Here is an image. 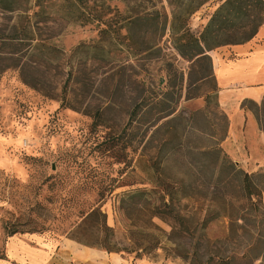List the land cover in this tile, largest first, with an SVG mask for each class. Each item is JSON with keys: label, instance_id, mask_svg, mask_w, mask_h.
I'll list each match as a JSON object with an SVG mask.
<instances>
[{"label": "rangeland", "instance_id": "374dc122", "mask_svg": "<svg viewBox=\"0 0 264 264\" xmlns=\"http://www.w3.org/2000/svg\"><path fill=\"white\" fill-rule=\"evenodd\" d=\"M71 1L48 0L39 15L33 0L0 9V258L16 234L85 246L75 237L95 231L80 223L100 207L112 253L131 264H191L175 255L184 253L197 254L198 264H264V209L253 212L227 165L248 172L244 152L224 143L216 80H199L169 30L159 41L136 30L142 51L132 53L119 28L134 8L169 15L167 1L76 0L70 13ZM102 3L118 9L105 10L103 19L117 21L106 31L83 21ZM217 6L191 14L193 34ZM243 106L264 127V106ZM215 145L225 156L216 165L208 153ZM259 171L251 175L264 191ZM171 204L192 224H175ZM205 214L214 215L202 224Z\"/></svg>", "mask_w": 264, "mask_h": 264}, {"label": "trees", "instance_id": "16d2710c", "mask_svg": "<svg viewBox=\"0 0 264 264\" xmlns=\"http://www.w3.org/2000/svg\"><path fill=\"white\" fill-rule=\"evenodd\" d=\"M17 1L27 3L30 0H0V9L12 10L13 5L18 3ZM74 1L68 3L70 13H72L71 9H76ZM132 1L134 0H128L127 3L129 4ZM166 1L171 8L169 15L157 7L152 9L134 8L129 13H123L124 15L121 17V26L119 28H123L126 31L125 38L128 40V48L132 53L142 51L138 50L135 45L139 40V34L136 33V30L143 31V39H145V35L148 33L157 41L169 30L174 48L183 58L192 61L193 67L197 68L196 72L199 74V80L203 81L209 78L215 79L212 71V60L209 55L210 51L221 46L242 44L249 41L256 35L264 22V0ZM209 1H216L218 6L211 14L202 32L199 35H195L188 27V19L192 13ZM47 2L48 0H33V7L37 8L34 14L39 15L43 13ZM111 9L118 14L116 6L113 8L110 6L106 7L103 3L99 8L97 7L98 11L90 8L88 17H85L83 21L84 23L87 21H96L98 24H103L105 28L101 31H106V27H111L112 24L117 23V21L114 22L113 17H108L107 19L102 18L106 14L105 10ZM213 89L215 91L217 90L216 88ZM148 148L147 145L144 146L145 150ZM208 153L213 158L215 165L220 161L222 162V159L225 157L222 155L220 159L221 149L217 145L209 148ZM227 165L234 174L239 175L238 189L243 193L245 198L251 200L253 212L256 214L260 208L264 209V191L255 184L252 175L240 170L233 162L227 161ZM186 197L193 199L195 198V193H188ZM168 208L170 209L168 215L175 224L178 226L192 224L191 217L182 214L173 204L168 205ZM213 215L205 214L201 223L206 224L210 222ZM85 225H88L89 228L84 229H93L95 234H91L92 236H88L90 238L87 239L76 236L75 239L78 242L89 247H100L109 253L118 251L113 242L112 229L106 224V215L100 210V207L90 210L82 219L79 228H83ZM194 230L195 228H188L190 236L193 235ZM175 255L189 259L191 264L199 263L198 256L195 253Z\"/></svg>", "mask_w": 264, "mask_h": 264}, {"label": "crops", "instance_id": "0c3cea01", "mask_svg": "<svg viewBox=\"0 0 264 264\" xmlns=\"http://www.w3.org/2000/svg\"><path fill=\"white\" fill-rule=\"evenodd\" d=\"M217 83V102L228 119L225 139L238 150L247 171L264 166V127L243 102L264 106V22L249 41L209 52ZM247 172V173H248ZM0 264H131L116 253L82 246L71 240L54 241L38 234L6 237ZM142 264V263H139Z\"/></svg>", "mask_w": 264, "mask_h": 264}]
</instances>
